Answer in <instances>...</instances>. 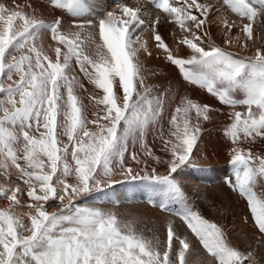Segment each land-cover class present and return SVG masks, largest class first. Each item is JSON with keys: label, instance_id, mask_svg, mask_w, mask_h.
Returning a JSON list of instances; mask_svg holds the SVG:
<instances>
[{"label": "snow or ice", "instance_id": "obj_1", "mask_svg": "<svg viewBox=\"0 0 264 264\" xmlns=\"http://www.w3.org/2000/svg\"><path fill=\"white\" fill-rule=\"evenodd\" d=\"M150 3L159 13L152 20L142 6L117 3L98 13L90 0H47L58 13L48 20L31 0L0 2V199L8 202L0 207V264H190L181 226L212 264H260L188 200L178 178L196 166L204 124L221 109L189 96L173 105L170 90L148 81L140 57L152 55L142 35L150 31L185 81L230 109L224 183L244 199V223L264 237V152L245 147L264 140V49L228 50L248 49L254 28L264 30V0ZM220 8L232 18L217 16ZM162 16L183 33L177 43L190 50L186 57L159 34ZM217 23L225 47L212 40ZM133 183L180 221H166L165 240L91 206H118L106 189Z\"/></svg>", "mask_w": 264, "mask_h": 264}, {"label": "bare ground", "instance_id": "obj_2", "mask_svg": "<svg viewBox=\"0 0 264 264\" xmlns=\"http://www.w3.org/2000/svg\"><path fill=\"white\" fill-rule=\"evenodd\" d=\"M0 2L9 3L11 2V0H0ZM90 2L97 5V7L102 9L103 11L108 10L107 7L110 6L106 2V0H90ZM198 2L213 4L217 6H219L220 4L218 0H198ZM31 3L33 4L34 7L38 9V11L44 16L45 19L51 20L56 14L47 7L42 6L39 3V0H31ZM128 5L132 6L130 4ZM144 8H147V6H144ZM216 15L219 16L221 14L216 13ZM174 26L178 27L175 24ZM175 29L180 30L179 28H175ZM164 30L166 29L164 28L163 30H160L159 33L163 36H166V39L169 40L170 44L172 45V48L171 47L170 48L172 49L174 55L186 57L187 55L190 54V50H188L183 45H178L177 43V41L183 35L182 32H180V35L177 34L178 36H176V38L174 39L169 36V30H167L166 33L163 32ZM233 33H237V30L233 29ZM211 36H212V40L216 44L220 45L221 47H225L224 32L222 30V27L218 23L212 26ZM49 42L50 40L46 36L45 43L47 44ZM148 43L150 44L148 45V47L152 55L148 56L146 53H142L140 57L145 68L148 70L149 73L148 81L150 83L157 85L161 89L170 90V96L173 98V105L178 102L180 97L189 96L201 103L210 104L215 109H221V111L213 113V119L210 122L204 124L205 131L203 132L201 136V140L200 142H198L197 145L198 154H197V149H194L196 166L192 168H186L183 171V173L180 174L178 177L182 184L183 189L186 190L185 192L187 194L189 193L188 195H186L188 200L192 198V199H196V201L198 200L199 202V199L211 197L214 198L215 201L219 202L221 205L226 207L227 208L226 210L231 209V202L232 201L234 202L233 199H236L237 201L240 200V204H238V206L235 205L236 213L238 216L240 215L244 218L248 214V209L244 199L239 197L236 193L231 194V190L224 183V178L230 174V168L228 167V162H229L231 145L229 141L223 136L222 129L228 123H230L229 117L227 115L230 109L218 103L216 98L212 97L205 90H202L198 86L192 85L191 83L185 81L181 73L179 72L178 68L166 60L165 53L162 50L157 49L153 43L149 41ZM257 48L264 49V30L260 29L259 27L254 28V38L253 41L249 42L248 49H245L243 47H238L234 43L228 50L234 53H238L240 56H251L254 54ZM86 86L91 88L90 85L86 84ZM85 102L87 103L88 101L86 100ZM148 139H149V143L152 144L157 154L163 155V153L159 151L161 147L159 140H156L155 143H153L152 135H150ZM245 147H251L255 152L258 153L264 152V140L258 138L253 144L251 145L246 144ZM158 171L163 173L165 172V168L163 166H158ZM2 182H3V177H0V183ZM120 185L122 184L115 185L114 189H118ZM143 188L144 190L143 189L141 190L143 194L142 197L143 199L142 198L141 199L143 200L144 203L142 207H146L147 209H151V210L155 209L157 214L165 216L166 214L164 215L161 213H166V212H161L159 208H157L156 210V208L152 209L150 207V205L147 203L148 198L146 197L145 194V190H146L145 186H143ZM231 195H233L236 198H233L231 200ZM24 199L27 200V197L25 196ZM83 199L86 198H81V200ZM81 200H77L76 202L78 203ZM7 204H8L7 201L0 199V207H6ZM55 210L58 211L59 209L57 208ZM229 213L230 211L228 212V214ZM239 213H241L242 215ZM231 214H233V212H231ZM243 218H239L240 219L239 224L240 226H243L241 228L243 230L244 229L248 230V234L250 233L254 237L253 228L251 229L249 223L247 224L244 223L242 221ZM248 237H250V235H248ZM254 240L257 241L256 243L258 244V246H261V241L257 240L256 237H254ZM262 259H263L262 263H264V256L262 257Z\"/></svg>", "mask_w": 264, "mask_h": 264}, {"label": "rangeland", "instance_id": "obj_3", "mask_svg": "<svg viewBox=\"0 0 264 264\" xmlns=\"http://www.w3.org/2000/svg\"><path fill=\"white\" fill-rule=\"evenodd\" d=\"M218 13L228 15L229 18H232L230 13L225 12L221 8ZM163 27L166 29L163 32L166 33L167 30H169V36L171 38L175 39L176 36L180 35L181 31L178 29H175L178 27H175L173 23L169 24L168 22H165L164 19L161 21L159 25L156 26V28L159 32L160 30L164 29ZM142 35L144 39H147L149 42L155 45V41L152 39V34L150 31H145L143 32ZM161 36L165 40V42L168 44V46L172 48V45L170 44L169 40L166 39V36H163V35ZM148 45L150 44L148 43ZM143 186L144 185L142 183L122 184L119 186L118 189H114L115 187L113 186V188L106 189V191L111 193L114 199L120 200V204L118 206L114 207L110 204H95L91 206L103 207L106 210L113 211L117 214V216L121 220L134 221L136 223L137 228L144 230L146 235L158 236L163 241L166 239V221L177 219V224H180V221L178 220V218L173 217L169 213L168 215L167 213H161L164 215L166 214L165 215L166 217L163 215L157 214V212L154 209L155 207H152L149 203L148 204L150 205V207L154 210L147 209L146 207H142L144 204L142 200L143 194L141 191L142 189L144 190ZM188 194L186 193V195ZM231 194H235V193L231 191ZM93 195H96V193H93ZM233 198H236V197L231 195V200ZM86 199H90V198H86ZM233 200L235 203L233 201H232L233 203L231 202L230 210H226L227 209L226 207H224L219 202L215 201L214 198H211V197L199 199V202L198 200L196 201V199H192V198L189 201L193 203V205L198 210H200L201 213L207 219L212 220L213 222H216L217 224L224 226L227 232L229 233V236L234 244H236L238 247H240L242 250L246 252L252 251L254 255L256 256L257 260L259 262L261 261L260 264H264L262 263L263 262L262 257L264 256V237H260L257 230L252 227L251 223H249L251 229L253 228L254 237H256L257 240L261 241V246H258V244L256 243L257 241L254 240L253 235L250 233L248 234V230L246 229L243 230L241 228L243 226H240L239 218H243V217L240 215L239 216L237 215L236 207H235V205L238 206V204H240V200L239 199H238L239 201H237L236 199H233ZM133 206H135L136 208ZM229 211L230 213L228 214ZM231 212H233V214H231ZM242 221L244 222L243 219ZM179 232L182 236H188L190 243L192 245V251L189 256L190 264H212L211 258L208 256V254L203 249V247L199 244V242L195 239V237L191 235L190 231L186 229V226H181L179 228ZM248 235H250V237H248ZM174 244H175V241H174Z\"/></svg>", "mask_w": 264, "mask_h": 264}]
</instances>
